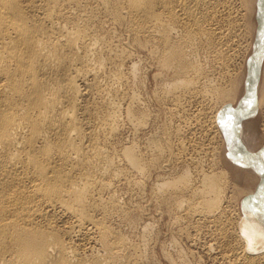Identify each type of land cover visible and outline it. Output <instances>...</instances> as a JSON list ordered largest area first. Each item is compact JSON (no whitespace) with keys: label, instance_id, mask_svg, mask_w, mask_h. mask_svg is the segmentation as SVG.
<instances>
[{"label":"bare ground","instance_id":"obj_1","mask_svg":"<svg viewBox=\"0 0 264 264\" xmlns=\"http://www.w3.org/2000/svg\"><path fill=\"white\" fill-rule=\"evenodd\" d=\"M136 47L172 73L156 97L178 113L143 138L150 158ZM183 126L224 166L188 154ZM151 167L171 172L153 201L212 264H264V0H0V264H154V227L120 195Z\"/></svg>","mask_w":264,"mask_h":264},{"label":"rangeland","instance_id":"obj_2","mask_svg":"<svg viewBox=\"0 0 264 264\" xmlns=\"http://www.w3.org/2000/svg\"><path fill=\"white\" fill-rule=\"evenodd\" d=\"M244 29V28H243ZM243 29H242V37L241 36H239V38H238V40H240L239 41V43L238 44H240L239 45V47H238V50L240 51V50H242V51H240V53H239V55L237 56V58H238V60L239 61H241V59H243V56H244V51H246L245 50V48L247 47L248 48V43L251 41V37H248V35L249 34H247L246 36L243 34L244 32H243ZM240 32V31H239ZM243 35H244V37H246V38H244L243 37ZM250 36V35H249ZM125 37V38H124ZM124 37H123V41L125 40V43H126V39L128 40L127 41V44H129L131 41H130V39H128L127 37V35H124ZM241 37V38H240ZM244 38V39H243ZM243 40H244V42H243ZM246 40L248 41V43L246 42ZM250 40V41H249ZM243 42V43H242ZM243 45H242V44ZM246 44V45H245ZM246 47H245V46ZM243 47V48H242ZM240 48V49H239ZM242 48V49H241ZM246 48V49H247ZM139 49V50H138ZM142 50H144V51H142ZM148 51L149 50H147L146 49V51H145V49H142L141 48V50H140V47H136L135 48V51L134 52H136V58H137V60L139 61L140 59L142 60V58H143V60L145 61H139V62H141L140 64H141V69H142V79H141V81H140V85H138V87H139V92H140V96H142L141 97V99H142V101H145L146 100V103L145 102H143V105L144 106H146L147 105V103H148V105L150 106H146V108L149 110V112L152 110V112H151V115H150V120H149V124H148V129L146 128V129H144V131H143V133L139 136V137H141V139L140 138H138L139 139V141L138 142H142V143H139V146H140V148H141V150H142V152H145V154H148L149 152L147 151V149H146V147L144 148V146H146L145 144H147V143H145L146 141V139H143V138H146V137H149L150 136V134L153 132V128H155V127H157V128H159V127H161V124H163V125H165V124H168V123H170L171 122V120L173 121V120H175L176 122H177V119H178V116H177V114L178 113H176V110L174 111V109H173V106H171L170 104H168V108L166 107V105L164 104V106L166 107H162V104L163 103H161L160 101V103H159V105H158V103H157V100H159L157 97H158V95H157V90H160V88H161V86H162V82H163V79L165 78H169V77H171V75H172V73L171 72H169V71H167V70H161V67H160V65H157V64H159V63H157L158 62V60H157V58H156V60L154 59L155 57L154 56H152V54L149 52L148 53ZM139 52V53H138ZM141 52V53H140ZM146 52V53H145ZM138 53V54H137ZM148 53V54H147ZM146 54V55H145ZM139 55V56H138ZM140 55H142V56H140ZM145 56V57H144ZM148 56V57H147ZM153 58H152V57ZM140 57V58H139ZM146 58H150V60L149 59H145ZM152 58V59H151ZM153 60V61H152ZM148 61V63H146ZM150 61V62H149ZM151 61H152V63H151ZM156 61V62H155ZM143 62V63H142ZM145 63V64H144ZM145 65H146V67H145ZM148 65V66H147ZM157 65V66H159V67H155V66ZM145 68H144V67ZM150 66H153V68L151 67L150 68ZM148 68V69H147ZM158 68V69H157ZM144 69H146V70H144ZM157 69V70H156ZM145 72H144V71ZM149 70V71H148ZM147 72V73H146ZM160 72V73H159ZM169 72V73H168ZM145 73V74H144ZM157 73H159V74H157ZM163 73V74H162ZM166 73H167V75H166ZM143 74L144 75H146V76H143ZM154 74H155V76H156V74H157V77H154ZM165 74V75H164ZM161 77L162 75H163V77L162 78H160L159 76ZM150 76V77H149ZM147 77V78H146ZM143 78H144V80H145V83H143ZM155 78H158V79H156V81H155ZM146 79H147V81H146ZM159 80H162L161 82L159 81ZM157 81H159V82H157ZM143 83V84H142ZM159 83V84H158ZM161 83V84H160ZM153 84V85H152ZM143 85H145V87L143 86ZM156 85V86H155ZM156 87V89H155V87ZM160 88H159V87ZM142 89H143V91H142ZM146 89V90H145ZM153 89H155V90H153ZM142 91V93H141V91ZM156 92V94H155V96H154V93ZM153 92V93H152ZM159 92V91H158ZM147 95L148 96H150V97H147ZM152 95V96H151ZM156 95H157V97H156ZM145 97V98H144ZM148 99H147V98ZM157 99H156V98ZM153 99V100H152ZM149 102H148V101ZM152 101V102H151ZM152 105V106H151ZM170 105V106H169ZM190 105H193V106H191V107H193V108H191V111H190ZM189 106H187V109L189 110L188 111V113H186L187 115L189 114V112L190 113H192L193 112V110H195L196 108H198L197 107V105L198 104H193V103H191ZM154 106V107H153ZM159 106H161V108L159 107ZM149 107V108H148ZM153 107V108H152ZM170 107V108H169ZM172 107V108H171ZM170 109V110H169ZM170 112L171 110H173V111H171L170 113L168 112V111ZM155 113V114H154ZM156 113H159V114H156ZM176 115H175V114ZM173 114H174V116H175V118L173 117ZM155 115V116H154ZM168 115H170V116H168ZM190 115V114H189ZM189 115H188V117H189ZM157 116H158V118H157ZM154 117L156 118L155 119V121H154ZM169 117H173V119L172 118H170V119H166V118H169ZM152 119V120H151ZM161 123H159L158 121ZM168 120H170L169 122H168ZM163 121H164V123H163ZM191 121H192V119H191ZM193 122V124H194V122H195V120L194 121H192ZM158 123V124H157ZM152 124V125H151ZM154 124V125H153ZM155 124H157V125H155ZM160 124V125H159ZM177 124V123H176ZM149 125H151V127L149 126ZM152 126H154L153 128H152ZM184 128V131L186 132H184V134H185V139H186V143H187V145H189V150L187 151L188 152V154H190V155H193V156H197L198 157V159L200 158L201 159V162L204 164V166H210L209 164H211L212 163V160H213V157L216 155V157H214V159L215 158H217V162L220 160V162L218 163L219 165L218 166H224V164H223V147H222V144H220V143H222L221 142V137L220 136H217L216 137V139H215V141H216V143H215V145L217 146V144H218V146L220 145L222 148H218V150H217V152L215 153H209V155H208V152H206L205 151V149H203V152H202V150H200L202 147H203V145H204V147L206 146H208L211 142L210 141H212L213 142V140H210L211 139V136L210 135H207V134H205V133H202L200 130H198V129H191V131H189V128H187V127H185V126H183ZM157 128H155V129H157ZM153 129V130H152ZM146 130V131H145ZM150 132H149V131ZM152 130V131H151ZM188 130V131H187ZM194 130H195V132H194ZM196 130H198V132L196 131ZM214 130H215V128H214ZM148 131V132H147ZM188 132V133H187ZM191 132H192V135H190L191 134ZM128 133H130L129 131H127V132H125V134L126 135H129ZM199 133V134H198ZM202 133V134H201ZM145 134H146V136H145ZM194 134V135H193ZM188 135V136H187ZM192 136H193V138H192ZM202 138H201V137ZM189 137V138H188ZM197 137H198V139H197ZM196 138V139H195ZM204 138V139H203ZM207 138V139H206ZM189 139V140H188ZM190 139H192V140H190ZM193 139L195 140V141H193ZM210 141H209V140ZM197 140H199V141H197ZM190 141H191V143L193 144V146L191 145V143H190ZM197 141V142H196ZM208 141V142H207ZM218 141V142H217ZM144 142V143H143ZM175 142V141H174ZM197 143H199V144H197ZM175 144H177V145H175ZM207 144V145H206ZM141 145H143V146H141ZM196 145V146H195ZM201 145V147L199 148L198 146H200ZM176 146H178V147H176ZM192 146V147H191ZM180 146H179V144H178V141H176L175 143H174V148H173V151H175L174 153H177V152H180V148H179ZM194 147V148H193ZM177 148V149H176ZM179 148V149H178ZM146 149V150H145ZM194 149L195 150H197V152L199 153V154H197V155H194V154H196V152L194 151ZM179 150V151H178ZM191 151V152H190ZM218 151H219V153H218ZM147 152V153H146ZM194 152V153H193ZM201 152V153H200ZM217 153H218V155H217ZM221 153V154H220ZM206 154V155H205ZM212 154H214V156L212 155ZM150 153H149V155L147 156L146 155V157L147 158H150ZM211 155V156H210ZM202 156V157H201ZM206 156V157H205ZM208 156V157H207ZM212 157V158H211ZM219 157V158H218ZM207 160H206V159ZM221 158V159H220ZM211 159V160H210ZM206 160V161H205ZM221 161H222V163H221ZM204 162H206V163H204ZM210 162V163H209ZM168 163L169 164H172V165H168ZM174 163V162H173ZM173 163H170V162H167V163H165V165L167 166V167H169L170 168V166H171V168H170V170L169 171H171V169L173 170V166H175ZM207 163H209V164H207ZM207 167V168H208ZM169 168H164V169H162V171H161V169L159 168H150L149 169V171H148V175H147V177H145V178H148V179H143L142 177L140 178L139 176H138V179L139 180H143L142 181V184H141V187L140 188H134L133 190H130V191H128L127 189H124V191L123 190H121V193H120V195H121V199L122 200H126V199H130L131 197H132V199H134V200H132L133 201V203H135L136 202V207H137V209H140V210H137V214H138V220H139V223H140V227L142 226V225H144L145 223L146 224H148L149 222H151L150 223V225H153V230H154V234H153V239H152V241L151 242H153V243H151V245L153 246V247H151V252H152V258L154 259L153 261L155 262L154 264H157V263H159V264H171L172 263V260L173 261H176V260H178L179 259V257L177 258V256H179L180 255V252L182 251V249L180 248V247H183V250H184V252H185V254H184V252L182 251L181 253H183V255H186V256H188L189 257V259L190 260H192L193 258V262H198L199 264H212L211 262H210V259L208 258V255H206V254H204V251L201 249L202 248V246H201V244H203V241H205L206 239L205 238H207L205 235H201V236H199L198 238H199V240H197V241H195L197 244H199V245H197L195 242H193V241H191L189 238H187L186 236H185V234L183 233V234H181L182 233V231H181V229L180 228H182V227H186L187 225H186V223L185 222H177L178 224L176 225V222H175V218H174V215L171 213V212H169V209H167V207L165 206V205H161V207H160V204L158 203V202H156V201H153V200H155L156 198L154 197V193H153V187H154V183H156L157 181H159L160 179L159 178H161V175H162V177L164 178V176L165 177H168L169 175H171L170 173L172 172H169L167 169H169ZM166 170V171H165ZM167 172V173H169V175L168 174H166L165 172ZM153 172V173H152ZM155 172V173H154ZM159 173V174H158ZM173 173H175V172H172V174ZM231 173H232V175H233V171H231ZM152 174V175H151ZM157 174V175H156ZM159 175V176H158ZM167 175V176H166ZM173 175H175V174H173ZM172 175V176H173ZM149 176V177H148ZM156 177V178H155ZM157 177H158V179H157ZM232 177H234V176H232ZM151 178V179H150ZM150 179V180H149ZM162 179V178H161ZM147 180V181H146ZM153 180V181H152ZM156 180V181H155ZM151 181V182H150ZM146 185V186H145ZM144 186H145V188H144ZM124 187V186H123ZM151 187H152V189H151ZM233 187V186H232ZM138 189V190H137ZM143 191H142V190ZM147 189V190H146ZM152 190V191H150V190ZM125 191H127L126 193H125ZM135 191V192H134ZM145 191V192H144ZM134 192V193H133ZM140 194H139V193ZM144 192V193H143ZM150 192V193H149ZM152 192V193H151ZM132 194V195H131ZM138 194V195H137ZM142 194H144V198L143 197H141V196H143ZM148 194H149V196H148ZM151 194V195H150ZM134 195V196H133ZM140 195V196H139ZM122 196H126V198H124V197H122ZM128 196V197H127ZM138 198H137V197ZM152 198H151V197ZM135 197V198H134ZM139 197H141L140 199H139ZM147 197V198H146ZM137 198V199H136ZM155 198V199H154ZM146 199V200H145ZM135 201V202H134ZM141 201H143V203H141L140 204V202ZM151 201V202H150ZM149 202V203H148ZM139 203V204H138ZM152 205H151V204ZM155 203H157L156 205H155ZM138 204V205H137ZM140 205H141V207H140ZM148 205H151L150 207L148 206ZM148 206V207H147ZM157 206V207H156ZM140 207V208H139ZM166 207V208H165ZM143 208V209H142ZM150 208V209H149ZM158 208V209H157ZM159 208H160V210H159ZM162 209V210H161ZM164 209V210H163ZM141 210H142V212L143 211H145V212H141ZM139 211V212H138ZM159 211V212H158ZM163 211V212H162ZM169 212V214H168V212ZM149 212V214H146V213H148ZM162 212V213H161ZM152 213V214H151ZM159 213V214H158ZM166 215H165V214ZM145 216H144V215ZM171 214V215H170ZM162 215V216H161ZM167 215H170L171 217H169V216H167ZM172 215H173V217H172ZM140 216H141V220H140ZM149 216L150 218H147V217ZM163 216H165L164 218H163ZM143 217H145V218H143ZM159 217H161V218H159ZM143 218V219H142ZM172 220H171V219ZM148 219V220H147ZM150 219V220H149ZM174 219V220H173ZM145 221V222H143V221ZM154 220V221H153ZM142 221V222H141ZM172 221H174V222H172ZM154 222V223H153ZM157 222V223H156ZM171 222V223H170ZM172 223H174L173 225H174V227H173V225H172ZM156 225H157V227H156ZM172 226V227H171ZM179 228H178V227ZM181 226V227H180ZM157 228V229H156ZM176 228V229H175ZM179 229V230H178ZM159 231V233H158V231ZM173 230V231H172ZM139 230H137L136 232L137 233H139L138 232ZM156 231V232H155ZM176 231H178V232H176ZM179 231H180V234H179ZM172 232H174V233H172ZM161 233V234H160ZM174 236H173V235ZM155 235H157V236H155ZM175 236H177L176 237V239L174 240V237ZM178 236H179V238H178ZM204 238H203V237ZM157 237V238H156ZM161 239H160V238ZM185 237V238H184ZM156 238V239H155ZM181 238V239H180ZM183 238V239H182ZM170 239H172V240H170ZM180 239V240H179ZM201 239V240H200ZM155 240H157V242L155 241ZM161 240L163 241V242H161ZM186 240V241H185ZM171 241V242H170ZM176 241H178V242H176ZM181 241V242H180ZM190 241V242H189ZM156 242V243H155ZM170 242V243H169ZM175 242V243H174ZM198 242H200V243H198ZM163 243V245H164V247L161 245ZM172 243V244H171ZM191 243V244H190ZM160 244V245H159ZM167 244V245H166ZM171 244V245H170ZM175 244H177V245H175ZM150 245V246H151ZM156 247H155V246ZM194 245V246H193ZM170 246V247H169ZM175 248H174V247ZM177 246V247H176ZM198 246V247H197ZM200 246V247H199ZM168 247V248H167ZM171 247H172V249H171ZM191 247V248H190ZM196 247V248H195ZM153 248H155V249H153ZM156 248H158V249H156ZM161 248H164V249H161ZM194 248V249H193ZM174 249V250H173ZM175 249H179L178 250V252H179V255H178V252H177V250H175ZM181 249V250H180ZM189 249H190V252H189ZM153 250V251H152ZM162 250L164 251V254H163V252H162ZM168 250H170V251H168ZM186 250H188V251H186ZM196 250H197V254H196ZM202 250V251H201ZM176 251V252H175ZM157 252V253H156ZM169 254V253H173L172 255H173V257H171V255H168L169 256V259H167L168 258V256H167V254ZM188 252V253H187ZM192 252H194V256L195 257H193V253ZM200 252V253H199ZM177 253V254H176ZM190 253H192L191 255H188V254H190ZM156 255V257H155V255ZM200 255V257H199V255ZM159 256V257H158ZM207 256V257H206ZM166 258V259H165ZM170 258H173L172 260L170 259ZM175 258V259H174ZM203 258V259H202ZM157 259V261H155ZM160 261H159V260ZM198 259H200V261L198 260ZM161 260H163V261H161ZM195 260V261H194ZM201 260H203V261H201ZM209 260V261H208ZM169 262V263H168ZM202 262V263H201ZM205 262V263H204ZM174 264V263H173Z\"/></svg>","mask_w":264,"mask_h":264}]
</instances>
